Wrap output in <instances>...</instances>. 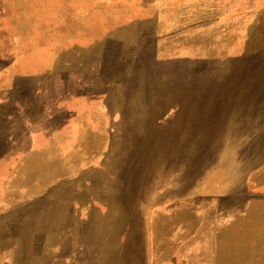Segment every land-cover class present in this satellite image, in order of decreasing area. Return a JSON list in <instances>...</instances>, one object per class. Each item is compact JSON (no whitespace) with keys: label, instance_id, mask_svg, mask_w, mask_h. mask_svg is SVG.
<instances>
[{"label":"rangeland","instance_id":"rangeland-1","mask_svg":"<svg viewBox=\"0 0 264 264\" xmlns=\"http://www.w3.org/2000/svg\"><path fill=\"white\" fill-rule=\"evenodd\" d=\"M104 1L112 86L56 158L0 160V264H264V143L215 127L250 99L264 0Z\"/></svg>","mask_w":264,"mask_h":264},{"label":"crops","instance_id":"crops-1","mask_svg":"<svg viewBox=\"0 0 264 264\" xmlns=\"http://www.w3.org/2000/svg\"><path fill=\"white\" fill-rule=\"evenodd\" d=\"M250 52V87L243 93L250 99L236 106L229 133L230 125L215 127L218 136L233 132L247 138L239 142L257 145L264 143V46ZM113 56L104 0H0V120L27 129L4 135L0 160L56 158L48 154L65 139L61 129L109 92Z\"/></svg>","mask_w":264,"mask_h":264}]
</instances>
